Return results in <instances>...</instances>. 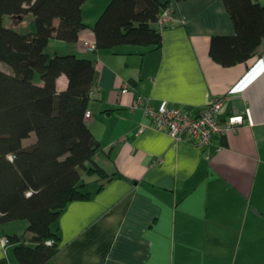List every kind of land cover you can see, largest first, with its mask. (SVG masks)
I'll return each instance as SVG.
<instances>
[{"label": "crops", "instance_id": "0c3cea01", "mask_svg": "<svg viewBox=\"0 0 264 264\" xmlns=\"http://www.w3.org/2000/svg\"><path fill=\"white\" fill-rule=\"evenodd\" d=\"M109 2L84 3L89 27L78 42L52 38L48 45L51 54L94 61L87 122L102 147L94 160L111 174L84 173L91 197L61 212L55 264H264V45L245 62L218 63L212 37L236 33L224 1L183 0L172 2L167 25L156 24L161 47L96 51L86 42H95L93 26ZM68 83L60 76L59 90ZM138 95L154 108L166 100L192 114L225 96L221 120H246L201 147L156 128L142 107L132 109ZM28 227L25 219L0 225V264H20L8 237L28 241Z\"/></svg>", "mask_w": 264, "mask_h": 264}, {"label": "trees", "instance_id": "16d2710c", "mask_svg": "<svg viewBox=\"0 0 264 264\" xmlns=\"http://www.w3.org/2000/svg\"><path fill=\"white\" fill-rule=\"evenodd\" d=\"M86 1L0 0V224L29 221L28 241L17 234L8 237L20 264H55L60 245L55 224L61 212L71 201L91 197L84 190V173L111 178L94 160L102 147L86 117L98 82L94 61L48 50L52 38L79 41L89 27L83 16ZM173 1L183 0H110L93 26L95 50L161 47L163 33L156 24ZM223 1L236 33L214 35L210 55L232 66L261 51L264 5L259 0ZM30 13L36 27L29 33L4 24L5 15ZM62 75L69 83L59 90ZM32 134L36 141L25 145Z\"/></svg>", "mask_w": 264, "mask_h": 264}, {"label": "built area", "instance_id": "2783aa9c", "mask_svg": "<svg viewBox=\"0 0 264 264\" xmlns=\"http://www.w3.org/2000/svg\"><path fill=\"white\" fill-rule=\"evenodd\" d=\"M172 18V10L167 8L160 18V23L165 26ZM86 44L91 49L96 48L95 42ZM130 91L128 84L122 89L124 94ZM226 100L225 96H213L198 114H192L182 108L171 106L166 100L162 101L158 108H154L144 95H138L132 103V109L142 107L145 115L152 118L153 125L156 128H165L174 139H189L205 147L212 142L214 135L235 131L246 120L244 114H234L227 120H221L219 116ZM91 114V110L88 109L86 117H91ZM48 243H52V240Z\"/></svg>", "mask_w": 264, "mask_h": 264}, {"label": "rangeland", "instance_id": "374dc122", "mask_svg": "<svg viewBox=\"0 0 264 264\" xmlns=\"http://www.w3.org/2000/svg\"><path fill=\"white\" fill-rule=\"evenodd\" d=\"M3 20H4V24L6 26L12 27V28H14V29H16L22 33H29L31 31H33L36 27L35 17L33 15V13L27 14L25 16L5 15ZM49 51L52 52V50H50V49H49ZM2 68L4 70H7L6 66H2ZM36 81L41 82L39 75L36 76ZM36 139H37L36 135L32 134V136L26 140V143L31 144L34 141H36ZM9 222H12V221H9ZM9 222L3 223V224H7ZM0 225H2V224H0Z\"/></svg>", "mask_w": 264, "mask_h": 264}]
</instances>
